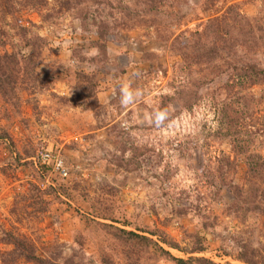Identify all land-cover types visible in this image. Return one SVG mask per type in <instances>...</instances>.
Returning <instances> with one entry per match:
<instances>
[{"label":"rangeland","instance_id":"1","mask_svg":"<svg viewBox=\"0 0 264 264\" xmlns=\"http://www.w3.org/2000/svg\"><path fill=\"white\" fill-rule=\"evenodd\" d=\"M161 1L163 10L181 16V24L118 26L107 35L105 50L89 21L82 26L81 18L60 10L56 3L34 11L13 0L18 13L1 17L0 12L5 42L1 50L32 56L40 73L33 90H16L9 94L11 100L0 93V223L6 228L15 225L32 238L39 252L56 253L60 263L175 264L152 244L125 238L118 229L153 240L163 234L185 250L159 242L175 257L246 264L235 258L241 243L264 257V215L252 212L244 221L241 215L236 217L225 185L243 184L245 175L243 155L232 150L229 137L216 136L218 109L229 95L228 76L218 75L200 87V97L190 110L172 102L169 109L176 112L165 126L152 124L153 117H159L154 111L160 97L174 95L181 81L198 75L197 67L190 66L189 73L180 66L171 36L185 31L188 37L215 11L221 15L233 3L243 15L255 17L253 23L261 28L258 36L264 33V0H209L213 4L208 9H203L205 0ZM162 19L167 23L166 15ZM19 24L28 29L25 38L15 27ZM35 35L43 42L33 52L23 40ZM246 55L264 65V45ZM89 83L97 85L95 109V101L81 88ZM250 91L254 110L240 118L241 129L252 133V147L256 145L264 156V83ZM120 128L138 149V160L133 162V155L126 168L120 167L121 153L116 150ZM41 150L59 154L67 176L43 164L45 183L57 189V198L41 221L31 223L23 215L20 221V214L11 211L15 191L32 173L30 166L35 167L18 163L39 164L35 156ZM132 150L124 157H131ZM28 151L30 157L23 158ZM224 156L231 161L229 167L220 161ZM181 207L189 212L176 213ZM196 240L203 250H192Z\"/></svg>","mask_w":264,"mask_h":264},{"label":"trees","instance_id":"2","mask_svg":"<svg viewBox=\"0 0 264 264\" xmlns=\"http://www.w3.org/2000/svg\"><path fill=\"white\" fill-rule=\"evenodd\" d=\"M205 1L203 9H208L213 3L209 0ZM50 2L56 3L60 10L70 12L73 16L81 18L82 26H85L84 23L89 21L87 25L91 24L97 32V42L102 50H105L107 35L118 26L130 29L157 25L168 27L170 23L179 25L182 22L181 16L177 17L173 11L162 9L164 3H161V0H19V6L38 11ZM14 4L13 0H0L1 17L18 13L20 10L16 9ZM115 11L121 15L114 16ZM163 15L168 17L167 23H165L166 20L162 19ZM109 19L110 21H108ZM253 21H255V17L243 15L233 3L229 4L221 15L220 10L215 11L212 16L206 19L201 29L189 32L188 37H184L185 31L171 36V48L178 51L181 57L180 66H186L189 73L191 72L190 66H195L198 75L192 80L181 81L174 90V95H162L160 103L154 111L156 114L159 113V117L152 119V124H158L159 127L165 126L176 112L169 109L172 102L178 101L181 108L190 110L194 100L200 97L197 93L200 87L218 75L228 76L225 86L229 95L222 100L218 109L220 118L217 122L216 136L220 138L229 137L232 150L243 155L245 163L244 183H225L233 198L230 207L236 217L241 215L242 221L246 219V214L252 212L264 215V156L256 149V145L252 147L255 137H251L250 131L241 129L242 122H240V118L245 116L244 114L249 116L254 110L251 109L254 95L250 88L264 83V65L262 66L257 59H250L246 55L250 51H254L260 44L261 46L264 45V33L256 36V31H260L261 28L259 25H255ZM15 27L20 31L19 35L25 38L28 29L20 24ZM260 39H262L261 43H259ZM23 41L25 46H30L31 50L35 52L37 49L39 50L43 39L35 35ZM3 46H5V42L0 31V93L11 100L13 96L9 94H14L16 90L29 91L30 88H32L31 90L36 88V76L40 73L35 69L36 62L32 56L24 57L13 52L2 51L1 47ZM238 48L240 50L237 53ZM240 51H242L243 56L239 55ZM18 85L19 87L16 89L15 87ZM88 85H81V88L85 91L86 96L95 101V87L97 85L95 83ZM261 97L264 98V95ZM261 97L257 100L260 101ZM95 108H97L96 101L95 105H92V109ZM117 126V123L112 125L113 128H117ZM118 130L121 133V139L118 143L116 142V150L121 153L120 167L126 168L125 165L132 163L133 155V162L138 160L136 154L138 149L133 146V141H131L127 131H123L122 128ZM242 132L250 137L241 135ZM128 150H132L133 154L126 158L124 156ZM26 154L28 155L23 158L30 157L31 153L28 151ZM19 158L21 157L18 154L16 159L19 160ZM221 160L228 167L231 164L230 159L226 156ZM30 163L34 164L36 170L30 166L32 165ZM18 166H30L32 173H29L27 179L17 186L11 211L14 214H20L18 219L20 221L22 220L21 215L25 216L26 221L31 223L41 221L48 211L49 205L57 198V189L45 183L43 165L33 161H23V163H18ZM28 208H30L29 211H26ZM175 211L178 214H183L188 213L189 209L181 207ZM118 231L125 238H137L142 242L152 244L161 255L175 264H215L203 257L182 258L173 256L159 242L180 251L185 250L176 242L168 240L163 234H158V240H153L133 231L124 229H118ZM0 245L6 247L0 248L1 264H18L21 262L26 264H64L58 261L59 257L56 253L39 252L32 238L15 225L6 228L0 223ZM194 245L196 247L192 249L193 251L204 249L199 240H196ZM235 258L246 264H264V257L259 251L245 243L240 244ZM103 261L107 263L108 259Z\"/></svg>","mask_w":264,"mask_h":264},{"label":"built area","instance_id":"3","mask_svg":"<svg viewBox=\"0 0 264 264\" xmlns=\"http://www.w3.org/2000/svg\"><path fill=\"white\" fill-rule=\"evenodd\" d=\"M35 157L38 159L39 164L50 165L61 176H67V169L64 167V161L59 154H53L48 150H41Z\"/></svg>","mask_w":264,"mask_h":264}]
</instances>
